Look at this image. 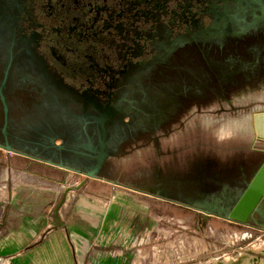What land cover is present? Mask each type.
Masks as SVG:
<instances>
[{"label":"flooded vegetation","instance_id":"obj_1","mask_svg":"<svg viewBox=\"0 0 264 264\" xmlns=\"http://www.w3.org/2000/svg\"><path fill=\"white\" fill-rule=\"evenodd\" d=\"M263 74L264 0H0V145L89 170L106 156L107 179L115 159L159 148L191 108L230 104ZM252 150L260 164L224 180L182 182L158 167L142 190L232 198L264 161L263 146Z\"/></svg>","mask_w":264,"mask_h":264},{"label":"rangeland","instance_id":"obj_2","mask_svg":"<svg viewBox=\"0 0 264 264\" xmlns=\"http://www.w3.org/2000/svg\"><path fill=\"white\" fill-rule=\"evenodd\" d=\"M262 95L264 74L259 82L230 94V104L214 99L191 108L173 127L177 131L161 137L159 148L154 144H145L132 150L127 156L115 159L109 179L142 189L146 184H156L153 176L159 173L158 167L164 170V177L172 176L182 182L200 183L224 180L229 173L237 172L246 163L253 162L252 168H256L260 159L257 160L255 156L250 158L253 132L238 130L234 123L253 120L255 112H264ZM207 118L215 121L210 126H205ZM226 125L241 134L231 131L221 134L219 130ZM199 128L205 132H181ZM68 173L70 182L86 178L73 172ZM38 176L59 180L63 177V171L41 164H29L28 160L0 150V188L8 182L33 183ZM102 185L97 181L92 183L96 193L104 194L109 202L112 199L111 206L117 208V203L121 204L123 199H129L132 224L143 223L138 212L132 209V204L149 206L162 213L160 221L150 218L147 220V224L151 226L160 224L161 231L146 238L150 242L136 245L124 252L131 264H216L225 258L229 259L230 264L240 260L250 263L253 259L264 264V231L259 228L217 218H210L209 224H202L194 213L170 209L163 203L153 201L150 195L121 186L112 187V184L108 189H102ZM45 186L49 188L48 185Z\"/></svg>","mask_w":264,"mask_h":264},{"label":"crops","instance_id":"obj_3","mask_svg":"<svg viewBox=\"0 0 264 264\" xmlns=\"http://www.w3.org/2000/svg\"><path fill=\"white\" fill-rule=\"evenodd\" d=\"M251 145L257 144L253 141ZM61 171L59 180L38 176L33 183L1 186L0 264H131L124 252L150 242L146 238L161 225L151 226L147 220L160 221L162 213L132 204L143 220L132 224L129 199L116 202V208L111 206L112 199L109 202L92 186L97 181L103 184L102 189H108L111 183L86 178L70 182L69 173ZM151 199L176 209L172 203ZM198 218L202 224L211 221L202 215Z\"/></svg>","mask_w":264,"mask_h":264},{"label":"water","instance_id":"obj_4","mask_svg":"<svg viewBox=\"0 0 264 264\" xmlns=\"http://www.w3.org/2000/svg\"><path fill=\"white\" fill-rule=\"evenodd\" d=\"M2 98L3 95L1 94ZM7 113V109H5ZM253 140L257 145L264 147V112H255L253 115ZM0 149L5 150L8 153H16L24 157L32 158L41 162H45L54 167H57L61 170L67 172H73L78 175L84 176L87 179L102 180L111 184H115L130 190H135L137 192L145 193L152 197L159 198L166 202L185 206L192 208L195 211L202 213L205 220L210 218L221 219L230 223H235L238 225L253 226V222L256 223L257 227L260 230L264 231V224L259 222V220H264V161L255 173L254 177L250 182L245 183V188L240 191H235L232 198H223V197H206L201 202H192V201H179L168 197V195H160L159 192H154L152 189L142 190L130 187L128 185L121 184L116 180H110L104 178L100 175L99 171L102 168L106 156H102L98 160V164L94 169L87 168H75L68 165L57 164L52 162V160H46L38 155H35V150L26 151H16L9 145L4 146L0 145ZM86 181L81 182L79 187H82ZM256 217L259 219L256 220Z\"/></svg>","mask_w":264,"mask_h":264},{"label":"bare ground","instance_id":"obj_5","mask_svg":"<svg viewBox=\"0 0 264 264\" xmlns=\"http://www.w3.org/2000/svg\"><path fill=\"white\" fill-rule=\"evenodd\" d=\"M262 97H264V95H262ZM234 125H235V127L238 130L249 131L248 133H250V132H252V129H253V120H248V121H243V122H236V123H234ZM226 131H231L234 134H241V133H238L237 131L233 130L231 127H229L227 125H226V127L224 126V128L221 130V132H222L221 134H223ZM228 261H229V259L225 258L223 261L216 262V264H230V263H228ZM241 262L242 261L240 260L238 263H234L233 262L231 264H240ZM242 264H262V262L260 260H258V259H253L250 263L242 262Z\"/></svg>","mask_w":264,"mask_h":264}]
</instances>
